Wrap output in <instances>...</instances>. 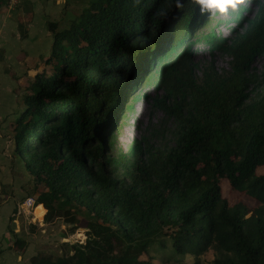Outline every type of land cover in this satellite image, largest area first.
Instances as JSON below:
<instances>
[{"label":"trees","instance_id":"16d2710c","mask_svg":"<svg viewBox=\"0 0 264 264\" xmlns=\"http://www.w3.org/2000/svg\"><path fill=\"white\" fill-rule=\"evenodd\" d=\"M248 1L254 16L229 12L231 39L203 37L230 71L201 80L189 43L209 14L193 0H91L66 29L47 24L52 50L12 123L15 154L45 220L92 219L84 245L30 264H152L153 251H170L163 264L211 252V264H264V76L252 69L264 60V0ZM147 89L162 93L154 105L175 121L172 141L116 150L121 115Z\"/></svg>","mask_w":264,"mask_h":264},{"label":"rangeland","instance_id":"374dc122","mask_svg":"<svg viewBox=\"0 0 264 264\" xmlns=\"http://www.w3.org/2000/svg\"><path fill=\"white\" fill-rule=\"evenodd\" d=\"M90 1L4 0L0 6V229L14 234L11 249L15 240H21V248L14 250L22 257V261L52 252L70 253L71 246L84 245L87 239L84 222L92 217L84 210L79 213L74 225L68 224L62 217L45 220L47 210L39 206L19 213L26 200H37L38 193L34 191L32 177L23 160L15 154L16 132L12 123L23 111L22 102L29 92V81L44 70L43 62L51 53L53 35L47 24L56 22L59 24L58 29H66L78 10ZM242 6L246 8L248 17L254 16L257 11L253 2H244ZM237 30L238 25L229 13L208 15L198 29V35L193 36L189 43L197 66V79L201 80L207 70L220 74L230 71L232 61L225 54L211 53L203 37L214 32L231 39ZM252 69L264 76V60L256 59ZM161 96L162 93L153 89L143 90L131 111L123 112L113 134L116 150H127L134 141L142 138L149 140L155 147L170 144L176 123L165 111L154 105V99ZM224 194L228 196V187H224ZM245 201L249 206L254 205L250 200ZM37 209H41L39 215ZM43 211L45 214L41 217ZM4 242L2 246L7 247L9 244ZM169 253L153 251L152 264H163V258ZM213 260L214 254L211 252L202 258V264H211ZM194 261L189 257L185 259L188 264ZM25 264H28L27 259Z\"/></svg>","mask_w":264,"mask_h":264},{"label":"clouds","instance_id":"9594fccd","mask_svg":"<svg viewBox=\"0 0 264 264\" xmlns=\"http://www.w3.org/2000/svg\"><path fill=\"white\" fill-rule=\"evenodd\" d=\"M193 3L199 7L201 14L208 13L215 16L227 15L230 10L236 12L244 0H193ZM176 6L180 7V0H176ZM40 211L41 209H37L38 215Z\"/></svg>","mask_w":264,"mask_h":264},{"label":"crops","instance_id":"0c3cea01","mask_svg":"<svg viewBox=\"0 0 264 264\" xmlns=\"http://www.w3.org/2000/svg\"><path fill=\"white\" fill-rule=\"evenodd\" d=\"M1 228V226H0ZM13 231V230H12ZM5 240V242H4ZM12 240L14 241V234L5 232L3 229H0V264H29V258H24L25 261H22V257L19 254H16L14 249H11ZM4 243H7V247L2 246ZM32 256V255H31Z\"/></svg>","mask_w":264,"mask_h":264},{"label":"built area","instance_id":"2783aa9c","mask_svg":"<svg viewBox=\"0 0 264 264\" xmlns=\"http://www.w3.org/2000/svg\"><path fill=\"white\" fill-rule=\"evenodd\" d=\"M35 200L33 198H30L24 202L23 206L20 207L19 213H22L23 211H31L34 210Z\"/></svg>","mask_w":264,"mask_h":264}]
</instances>
